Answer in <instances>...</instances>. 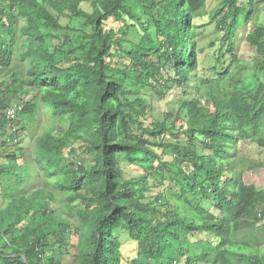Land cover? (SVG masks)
Here are the masks:
<instances>
[{
    "label": "trees",
    "instance_id": "16d2710c",
    "mask_svg": "<svg viewBox=\"0 0 264 264\" xmlns=\"http://www.w3.org/2000/svg\"><path fill=\"white\" fill-rule=\"evenodd\" d=\"M223 1L211 54L194 23L207 0L3 5L0 264H62L58 256L70 254L73 264H264L234 240L264 219V189L246 180L263 163L241 155L245 145L264 150V82L241 76L237 47L255 8ZM245 43L263 73L264 26ZM154 97L179 100L178 112L149 123ZM41 104L56 123L36 142L46 186L29 191L18 170ZM86 155L91 163H75Z\"/></svg>",
    "mask_w": 264,
    "mask_h": 264
},
{
    "label": "rangeland",
    "instance_id": "374dc122",
    "mask_svg": "<svg viewBox=\"0 0 264 264\" xmlns=\"http://www.w3.org/2000/svg\"><path fill=\"white\" fill-rule=\"evenodd\" d=\"M252 0H247V4ZM261 1L259 7L257 6V2ZM225 1L223 0H207L206 6L204 9L194 18V23L200 26L198 30V42L199 47L204 48L207 53L211 54L212 47L211 44L214 43L217 46L220 43L221 38L223 37V30L219 29L218 23L219 21L214 19L215 13L221 7H223ZM254 5V7L252 6ZM252 5H249V12L245 14L247 17L250 13V8H255V13L253 17L248 21V23H240V28L237 31V47L240 52V59H242V64L240 67L243 68L241 76L244 79H249L251 77H256L260 81L264 82V72H258L255 68L256 64V55L251 47L245 43L246 34L257 26H264V0H253ZM258 7V8H257ZM221 19V17L219 18ZM200 61H204L206 65L211 64V57L209 56H200ZM239 67V68H240ZM236 71V70H235ZM30 98V96H28ZM141 97V96H140ZM137 98V97H135ZM147 112H149V118L151 123L153 120L155 121H163L165 114L172 113L176 114L180 108L179 100L168 99L163 101V99L152 98L149 99V102L146 103ZM52 107L50 105L44 106L41 104L38 114V119L35 122L29 123V131L27 132L28 136L26 141L23 143V148L25 149L26 156L24 159V165L22 168H19L18 174L23 177L25 183L24 186L27 190L31 191L36 188H44L46 186V176L42 171L38 163L35 161L36 159V142L37 139L42 136L46 131L52 128V126L56 123V120L52 116ZM64 128L69 127V117L63 121L59 122ZM168 142H172L173 139L166 138ZM253 148L250 145H245L242 148L241 155H249L252 159V162L263 163V167L257 168L253 171H250L246 174V180L248 183L253 184L258 187V189H264V150L259 152V150L253 151ZM157 152H162V150L156 149ZM82 158V157H81ZM125 158V157H124ZM92 157L90 155H86L82 159L75 160V163L78 164L79 161H84L86 163L92 162ZM124 161V159H123ZM251 162V163H252ZM22 163V162H21ZM250 163V164H251ZM123 168L127 169V171L132 173L129 176H138L140 175L138 172L126 168V163L122 165ZM131 170V171H130ZM52 190H54L57 194H59L60 189L54 184H49ZM157 190H155L152 194H156ZM62 203L57 202L56 208L59 211H62ZM261 211V210H260ZM234 240L240 243H246L249 246L255 248L253 251H259L262 256H264V219L259 223H256L253 227L246 228L238 233L234 234ZM77 242L76 238L73 237L71 239V243L75 245ZM75 251V250H72ZM197 252V251H196ZM200 254V253H199ZM59 260L62 264H73L75 263V256L65 255L58 256Z\"/></svg>",
    "mask_w": 264,
    "mask_h": 264
},
{
    "label": "built area",
    "instance_id": "2783aa9c",
    "mask_svg": "<svg viewBox=\"0 0 264 264\" xmlns=\"http://www.w3.org/2000/svg\"><path fill=\"white\" fill-rule=\"evenodd\" d=\"M8 0H0V10L1 8L3 7V5L7 2ZM17 108L18 109H21V107H13V108H9L8 111H7V115L8 117H12L14 118L15 115H16V111H17Z\"/></svg>",
    "mask_w": 264,
    "mask_h": 264
}]
</instances>
